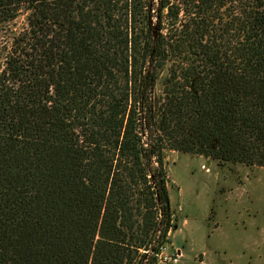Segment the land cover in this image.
I'll return each instance as SVG.
<instances>
[{
	"label": "trees",
	"instance_id": "trees-1",
	"mask_svg": "<svg viewBox=\"0 0 264 264\" xmlns=\"http://www.w3.org/2000/svg\"><path fill=\"white\" fill-rule=\"evenodd\" d=\"M169 151L264 167V0H0V264H158Z\"/></svg>",
	"mask_w": 264,
	"mask_h": 264
},
{
	"label": "rangeland",
	"instance_id": "rangeland-1",
	"mask_svg": "<svg viewBox=\"0 0 264 264\" xmlns=\"http://www.w3.org/2000/svg\"><path fill=\"white\" fill-rule=\"evenodd\" d=\"M164 167L177 264H264V167L177 151Z\"/></svg>",
	"mask_w": 264,
	"mask_h": 264
},
{
	"label": "built area",
	"instance_id": "built-area-1",
	"mask_svg": "<svg viewBox=\"0 0 264 264\" xmlns=\"http://www.w3.org/2000/svg\"><path fill=\"white\" fill-rule=\"evenodd\" d=\"M182 250L180 248H173L172 251H168V247H163L157 255L158 264H177L182 257Z\"/></svg>",
	"mask_w": 264,
	"mask_h": 264
}]
</instances>
